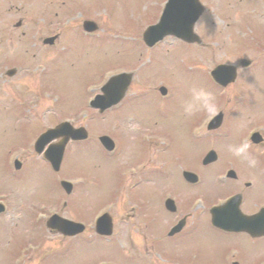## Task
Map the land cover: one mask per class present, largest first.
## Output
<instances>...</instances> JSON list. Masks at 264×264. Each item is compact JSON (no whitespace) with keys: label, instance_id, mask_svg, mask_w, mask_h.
Wrapping results in <instances>:
<instances>
[{"label":"rangeland","instance_id":"obj_1","mask_svg":"<svg viewBox=\"0 0 264 264\" xmlns=\"http://www.w3.org/2000/svg\"><path fill=\"white\" fill-rule=\"evenodd\" d=\"M160 1L0 0V201L7 206L6 214L0 219V264H173L180 261L179 257L186 250L189 257L196 258L199 264H223L224 254L238 252V248L244 250L245 261L249 264L257 252L264 255L262 241L261 245L257 244L260 251L251 249L250 246L256 244L247 238L237 236L228 239L204 224L181 245L171 246V253L177 259L171 260L170 256L167 257L169 253L166 256V250L162 249L160 253L168 260V263H163L166 259L156 254L160 251L161 242H157L156 247L153 242L156 234L152 229L159 230L164 214L155 197H147L149 192L154 194L156 188L148 185L149 188L142 186L138 191L124 190L125 194L120 199L117 197L119 170L135 164L133 162L140 157L148 156L149 151L144 145L137 144L138 138L134 137L131 145L129 140L126 146L119 142L120 148L124 146L121 158L109 161L105 157L98 148V138L116 136L115 116L134 118L137 124L153 126L154 129L164 127L169 135L166 137L172 141L171 164H193L204 144L191 140L190 133L204 113H196L190 118L183 116L182 103L190 98V89L193 86L204 87L215 95L217 101V92L205 68L231 62L241 51L247 53L244 56L253 57L256 48L264 47V0H201L205 12L195 33L207 40H204L208 44L206 51L176 44L163 51L146 54L138 37L143 27L157 20L155 8ZM69 14L67 18L75 17L74 21L80 26L83 19L96 22L103 33L101 38L85 37L82 32H76V22H72L68 27L73 28L64 29L55 45H43V39L57 34L59 26L55 28L54 24ZM19 20L22 26L15 29L14 25ZM216 42L218 47L214 46ZM37 63L48 68L45 71L37 68ZM14 67L18 74L12 78L5 77L6 70ZM126 68L142 70V77L149 75V82L136 78L131 94L145 92L137 99L127 100L122 109L112 115L113 118L97 116L90 122L97 115L93 111L87 114L80 111L76 118V121L79 119L77 125L89 131L92 142L91 146L78 148L77 158L71 155L62 168L61 174L77 185L73 196L59 200L65 195L59 190L57 176L42 162H31L21 174H13L7 165L10 152L24 145L30 136L39 135L50 125L74 115L68 113L84 109L91 85L100 84V80L109 77L113 71ZM159 79L170 81L174 87L173 97L166 101L165 107L154 92L147 90L150 81L154 87ZM237 86L244 87L245 83ZM43 90L61 103L52 104L40 94L44 93ZM244 90L252 92L260 100L264 94V67L255 72L252 85ZM247 100L253 99L247 97ZM233 108L235 118L244 123V109L236 105ZM247 114L264 121V111L257 105L249 108ZM49 115L54 116L52 118L56 122L51 118L46 120ZM82 115L88 117L84 119ZM22 118L39 122L41 126L38 128L39 124L32 122L26 124ZM31 125L38 130H31ZM231 128V124L226 125V149L230 144H239L240 129ZM128 131L126 126L124 134ZM222 153L229 158L227 153ZM165 173L166 170L156 178L162 181ZM169 175L170 181L161 184L165 187H161L160 192L167 187L182 186L175 169H170ZM120 180L124 185L131 182L129 179ZM64 201L67 207L63 209ZM105 211L110 213L114 223V234L108 244L96 240L97 236L91 230L86 231L82 239H66L45 228L44 219L53 212L90 224L93 216ZM169 224L170 221L167 224L162 222V225ZM148 225L151 229L146 227ZM78 240L83 242L76 243ZM145 249L154 258V263L149 258L151 263L134 258L127 260L133 250ZM183 260L188 263L186 258Z\"/></svg>","mask_w":264,"mask_h":264},{"label":"flooded vegetation","instance_id":"obj_2","mask_svg":"<svg viewBox=\"0 0 264 264\" xmlns=\"http://www.w3.org/2000/svg\"><path fill=\"white\" fill-rule=\"evenodd\" d=\"M168 86L172 88L170 81L167 82ZM166 106V104H165ZM202 120L201 122L203 123ZM160 122L163 124V122L160 120ZM133 129H129L128 132L134 133L135 131H138V134H141L143 136L149 135L152 137H157L160 135V133H166L167 129H154L153 126H145L141 124H137L135 121ZM246 125L244 123L238 122L234 127H242L239 130L240 134V139H239V144L244 142L242 138H244V133L246 132V128L244 129L243 126ZM164 126V125H163ZM208 126V125H207ZM136 128V129H135ZM217 135H210L208 144L205 146L206 153L203 155L201 159L200 165H205L203 168H200V171L197 173L200 183L196 185H188L189 189L183 190L182 188L178 187H172V194H177L179 195L182 199V202L185 204L190 203V199L194 195H201L204 198H209V195L211 194H217V193H223L229 198L234 196V195H239L242 198V203H243V211L245 213H248L249 215H254L258 211V205L260 204L261 206H264V198H259L255 197L251 201L247 200L248 194L252 192L250 189V184L248 182L249 179L253 178L256 174H261V171L264 169V157L256 156L254 153H257L258 150L264 151V144L260 145L263 143L262 142L259 144V146H255L252 144V148L249 150V154L257 161L256 166L249 168L247 166L246 161H242L240 158L234 157L227 151V149L224 146V139L223 135L221 136V133L219 130L216 131ZM147 133V134H144ZM249 140L251 141V136L249 137ZM252 143V142H251ZM225 152L229 155V158L222 152ZM210 152H215L216 157L214 158V161H207L204 163L205 159L208 157ZM254 155V156H253ZM148 157H140L137 162L138 165H145L147 163L148 165H156L155 162L147 160ZM147 160V161H146ZM187 165H199L198 163H193V164H187ZM256 173V171H258ZM230 171L235 172V178L233 179H227L222 181V185H217L215 183V187L213 188V191H210L208 188V181L212 179L213 181L221 180L223 179L224 175L226 176ZM217 190V191H214ZM159 192H158V187L156 186V191L154 193V197L157 199L159 197ZM202 197V198H203ZM244 201V202H243ZM244 207H249L246 208L248 212L244 210ZM207 217V213L203 212L202 216Z\"/></svg>","mask_w":264,"mask_h":264},{"label":"water","instance_id":"obj_3","mask_svg":"<svg viewBox=\"0 0 264 264\" xmlns=\"http://www.w3.org/2000/svg\"><path fill=\"white\" fill-rule=\"evenodd\" d=\"M174 14L177 17H183L182 19L185 20H189L191 18V16H195V18H198L201 14H202V8H200L197 0H173V2L168 6V9L166 11V14L164 15V18L162 20V24H161V28L160 27H156L151 29L149 32H147L145 34V40L149 41L151 38V35L155 34V31H158L160 29H171L170 33H173L174 30L177 32V34H180L181 36H188V29L186 31H178V28H180V26H175V24H173V22L171 23V15ZM173 19V18H172ZM195 20V19H194ZM178 24H183V23H179ZM191 29H190V33H192V24L190 25ZM158 33V32H157ZM165 33H169L166 31H162L160 32V34H165ZM188 39V38H186ZM106 91V88L104 89V92ZM115 98V97H113ZM97 107H100L102 110L105 109V102H104V98H99V100L96 103ZM104 145L106 147L109 146L108 144V140L105 142L104 140ZM66 185V184H64ZM105 219H108L107 217L102 218L100 223H104L106 222ZM106 228H104V230L100 232V234H105V235H110L111 234V223L110 220L108 219L107 225H105ZM48 227L53 228V229H58L59 231H61L62 233L68 234V235H74L77 233H81L83 231V227L79 226V225H73L70 224L68 222H65L62 219H58L57 217L53 218L49 223H48ZM100 228V226H99ZM99 230V229H98Z\"/></svg>","mask_w":264,"mask_h":264},{"label":"clouds","instance_id":"obj_4","mask_svg":"<svg viewBox=\"0 0 264 264\" xmlns=\"http://www.w3.org/2000/svg\"><path fill=\"white\" fill-rule=\"evenodd\" d=\"M203 112L208 117H214L219 112L215 95L204 87L193 86L190 89V98L182 103V114L185 118H190L196 113ZM252 148L250 140H246L238 145L230 144L227 150L242 161H246L249 168L255 167L257 161L249 154Z\"/></svg>","mask_w":264,"mask_h":264}]
</instances>
